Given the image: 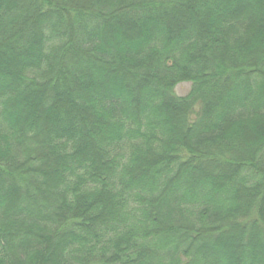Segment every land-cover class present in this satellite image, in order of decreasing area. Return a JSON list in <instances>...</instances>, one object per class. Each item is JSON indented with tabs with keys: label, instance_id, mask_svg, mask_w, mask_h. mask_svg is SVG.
Listing matches in <instances>:
<instances>
[{
	"label": "trees",
	"instance_id": "trees-1",
	"mask_svg": "<svg viewBox=\"0 0 264 264\" xmlns=\"http://www.w3.org/2000/svg\"><path fill=\"white\" fill-rule=\"evenodd\" d=\"M0 264H264V0H0Z\"/></svg>",
	"mask_w": 264,
	"mask_h": 264
},
{
	"label": "rangeland",
	"instance_id": "rangeland-1",
	"mask_svg": "<svg viewBox=\"0 0 264 264\" xmlns=\"http://www.w3.org/2000/svg\"><path fill=\"white\" fill-rule=\"evenodd\" d=\"M189 88H190V84L182 83L174 88V93L177 96H184L189 91Z\"/></svg>",
	"mask_w": 264,
	"mask_h": 264
}]
</instances>
